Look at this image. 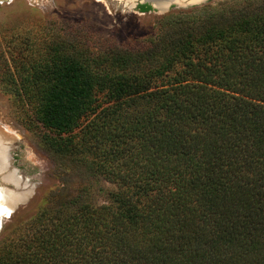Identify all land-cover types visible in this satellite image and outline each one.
I'll use <instances>...</instances> for the list:
<instances>
[{"label": "trees", "instance_id": "16d2710c", "mask_svg": "<svg viewBox=\"0 0 264 264\" xmlns=\"http://www.w3.org/2000/svg\"><path fill=\"white\" fill-rule=\"evenodd\" d=\"M242 5L168 15L137 50L26 57L27 127L113 189L55 195L0 264H264V0Z\"/></svg>", "mask_w": 264, "mask_h": 264}, {"label": "rangeland", "instance_id": "374dc122", "mask_svg": "<svg viewBox=\"0 0 264 264\" xmlns=\"http://www.w3.org/2000/svg\"><path fill=\"white\" fill-rule=\"evenodd\" d=\"M248 0H187L159 9L146 0H0V123L16 135L8 149L9 173L21 180L19 186L4 181L0 190L27 193V200L0 219V239L16 222H26L61 193L81 188L86 199L106 200L113 186L104 180L74 170L72 165L49 154L40 143L45 132L40 126L27 127L31 105L21 100L13 84L27 56L46 54L61 48L71 55L95 58L111 50H137L158 35L168 15L187 18L191 12L222 11L232 16ZM139 4L152 10L140 12ZM206 13V12H204ZM10 157V160H9ZM9 168V167H8ZM19 188H23L19 190Z\"/></svg>", "mask_w": 264, "mask_h": 264}, {"label": "bare ground", "instance_id": "6f19581e", "mask_svg": "<svg viewBox=\"0 0 264 264\" xmlns=\"http://www.w3.org/2000/svg\"><path fill=\"white\" fill-rule=\"evenodd\" d=\"M104 1V0H98ZM133 2L134 0H129ZM154 4L155 7L159 9L165 8L168 2H173L172 4L185 3L187 0H146ZM187 3V2H186ZM1 125V123H0ZM4 126V125H1ZM0 126V172L3 173L8 169V149L9 144H12L16 138L15 134L11 129L4 128ZM16 140V139H15ZM12 142V143H11ZM16 172L7 173L4 177V181L8 183H13L19 186L21 180L19 177L15 176ZM27 193L14 192L12 190H0V219L2 216H8L12 210H14L18 204L25 202L27 200Z\"/></svg>", "mask_w": 264, "mask_h": 264}, {"label": "flooded vegetation", "instance_id": "af4514ba", "mask_svg": "<svg viewBox=\"0 0 264 264\" xmlns=\"http://www.w3.org/2000/svg\"><path fill=\"white\" fill-rule=\"evenodd\" d=\"M139 5H140V4H139ZM139 5H138V6H139ZM8 154H9V153H8ZM9 160H10V157H9ZM8 167H9L8 169H9L10 171H12V170H11V168H12L11 165H10V166L8 165ZM8 169H7L6 171H4L3 173L0 172V174H5V175H6L7 173H9V172H8Z\"/></svg>", "mask_w": 264, "mask_h": 264}, {"label": "crops", "instance_id": "0c3cea01", "mask_svg": "<svg viewBox=\"0 0 264 264\" xmlns=\"http://www.w3.org/2000/svg\"><path fill=\"white\" fill-rule=\"evenodd\" d=\"M169 4H170V2H168ZM173 2H171V4H172ZM169 4H167L166 6H165V8L169 5ZM153 6H154V4H152ZM164 9V8H163Z\"/></svg>", "mask_w": 264, "mask_h": 264}, {"label": "water", "instance_id": "95a60500", "mask_svg": "<svg viewBox=\"0 0 264 264\" xmlns=\"http://www.w3.org/2000/svg\"><path fill=\"white\" fill-rule=\"evenodd\" d=\"M21 189H23V188H19V190H21ZM16 208H17V207H16ZM16 208H15V209H16ZM15 209H14V210H15Z\"/></svg>", "mask_w": 264, "mask_h": 264}]
</instances>
